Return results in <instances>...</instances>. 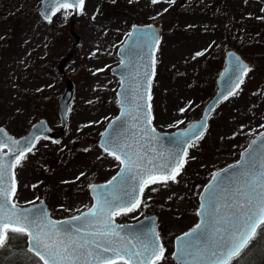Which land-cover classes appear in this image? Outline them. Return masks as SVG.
I'll list each match as a JSON object with an SVG mask.
<instances>
[{
    "label": "rangeland",
    "instance_id": "obj_1",
    "mask_svg": "<svg viewBox=\"0 0 264 264\" xmlns=\"http://www.w3.org/2000/svg\"><path fill=\"white\" fill-rule=\"evenodd\" d=\"M40 4L0 0V127L21 136L45 118L58 129L66 79L75 83L63 138L41 139L16 172V202L26 205L46 195L57 217L83 210L89 200L87 185L119 168V162L97 145L119 112L120 80L111 68L121 62L117 50L133 25L162 27L150 100L154 125L161 132L200 117L215 94L226 50H237L251 62L237 94L217 108L208 132L188 151L176 182L150 184L138 209L116 216L118 223H126L159 211L160 228L174 231L164 244L160 264H176L171 242L197 224L195 197L215 171L235 162L250 140L264 132V0H85L83 13L75 19L80 43L64 75L56 67L71 51L73 11L61 9L49 22L38 14ZM198 52L204 54L196 56ZM181 108L187 110L181 113ZM231 264H264V226Z\"/></svg>",
    "mask_w": 264,
    "mask_h": 264
},
{
    "label": "snow or ice",
    "instance_id": "obj_2",
    "mask_svg": "<svg viewBox=\"0 0 264 264\" xmlns=\"http://www.w3.org/2000/svg\"><path fill=\"white\" fill-rule=\"evenodd\" d=\"M151 2L156 4L161 0ZM166 2L175 3V0ZM84 4L85 0H55L56 11L76 8L83 13ZM48 19L51 22V18ZM127 35L132 38L133 33L129 32ZM137 40L148 47L158 46L154 34H141ZM149 41L154 43L150 44ZM203 54L198 52L196 56ZM155 63L153 55L152 71L149 72L147 68L143 72L137 71L136 76L139 79L132 89L131 102L134 109L138 110L133 118L137 123L144 125V135L152 139L155 138V129L149 127L150 92ZM248 71L250 69L243 67L237 59L231 70L232 75L236 77V84L223 94L224 100L237 94L240 84L244 82L242 77ZM121 83L124 86V82ZM127 99L125 95V100ZM118 103L123 111L115 118L116 122H119L122 116L129 115L132 110L124 101ZM186 110L181 108L179 111L183 113ZM180 123L183 121L176 122L177 125ZM109 127H113V124ZM205 130L206 124H197L175 138L173 143L186 146L183 152L173 150L169 156L160 153L151 158L147 157L151 149L145 150L142 155L139 149L126 144L123 133H109L101 147L119 162V171L105 185L100 186L96 196L97 203L86 212L67 221H53L43 209H20L12 202L16 192L14 168L20 166L27 154L35 148L33 141L37 137L34 136L32 140L26 138L23 142H6L2 135L4 130L0 128V248L7 246L10 234H21L27 237L28 252L33 253L42 264H160L165 259V249L158 243V234L150 230L144 233L143 237H121L113 227L110 217L138 209L142 204L144 190L150 184L176 182V177L186 163L187 147H192L194 140L202 138ZM256 144L257 141L254 140L252 145ZM6 148L9 149L8 152L4 151ZM4 157H9L13 162L5 163ZM241 169L239 178L242 183L228 198L227 203H221L225 199L221 195L223 189L217 191L216 186L206 189L209 193L206 218L197 223L190 232L178 238L181 241L178 258L182 260V264H188L187 257H191L196 264H231L232 259L239 257L258 236V229L264 226V133H261L259 146H250V151H246ZM213 179L217 177L214 176ZM6 180L9 183H6ZM95 187L93 186V190ZM152 191L157 189L153 188ZM74 222L79 224L74 225ZM90 228L95 230L89 231ZM133 240L136 242L133 243Z\"/></svg>",
    "mask_w": 264,
    "mask_h": 264
},
{
    "label": "water",
    "instance_id": "obj_3",
    "mask_svg": "<svg viewBox=\"0 0 264 264\" xmlns=\"http://www.w3.org/2000/svg\"><path fill=\"white\" fill-rule=\"evenodd\" d=\"M46 9L48 11H46ZM55 12H56L55 0L41 1L39 7V14L43 19L49 20L48 17L52 18L53 13ZM79 14H80L79 10L74 8L73 16L70 19V33L74 37V41L71 51L67 54V56L62 58L57 64V71L60 74L65 73L64 69L73 56L72 53L73 49L80 43V36L76 30L75 19H74V17L78 16ZM131 32L133 33L132 38L127 37L125 42L120 46L118 50V56L121 59V64L112 68V73L114 75H117L120 78L121 82L122 81L124 82V86H122L121 83L117 92V93H121V95L119 96L117 95L118 101H124L125 105L132 110L130 111L129 115L122 116L119 122L115 121L116 117L110 121L107 128L102 134L100 145L104 142V140L107 138L109 133H113V134L123 133L124 134L123 139L126 142V144H131L133 148L139 149L142 155L145 153V150L151 149V151H148L147 153L148 158L159 155L160 153H163L164 156H169L173 150H179L180 152H183L186 146L185 145L178 146L172 141L175 138L180 137L181 133L185 132L186 130L192 129L193 126L197 124H206V129H207L211 115L217 109L218 105L224 101V99L222 98L223 94L227 93L228 90L233 88L236 84V77L233 76L231 72L233 64L236 62L237 59L243 67L249 68L250 64L246 60H244L241 57V55L238 54L236 51L232 49L227 50L225 54L224 69L217 79V89L215 95L203 108L201 117L197 120H193L186 127L177 129L174 132L158 131L153 126V122H152L153 113L151 108V113H150L151 125L149 127L155 129V138L152 139L144 135L143 133L144 125L142 123H137V121L133 118L137 115L138 110H135L134 105L131 103L133 100L132 89L133 87H135L136 80L139 79V77L136 76L137 71L143 72L145 68H147L149 72L152 71V65H151L152 57L153 55L155 57L158 48V46L152 48L142 44L139 40H137V37L140 36L141 34H154V37L155 39L158 40V45H159L161 27L156 25H135L132 28ZM149 43L150 44L154 43V41H149ZM226 69H228L227 72L225 71ZM153 77H152V81H153ZM244 77L245 75L242 78L244 79ZM152 81H151V89H152ZM75 91H76L75 83L72 80H68L66 84V88L59 100L61 127L58 131L51 129L47 121L45 119H41L31 127L29 132H27L26 134L20 137H15L14 135L10 134L6 128L0 127L4 130V134H2L3 138L6 140V142L9 140H18L23 142L26 138L28 140H32V138L35 136L37 137V139L33 141L34 143H36V141L40 137H49L51 139L59 138L60 134L63 133L67 128L68 114L70 111L71 103L75 95ZM125 95H127L128 97L127 100H125ZM118 105L121 108V111L118 115L120 116L123 109L120 103H118ZM209 109H211V111H209ZM140 115L142 116L143 113H140ZM110 124H113V127H109ZM205 131L203 132V134L205 133ZM133 134H135V136H133ZM254 140L257 141L256 145H252V142ZM260 143H261V133L256 137H254L249 142L247 147L241 152V156L238 161L222 168L221 170L217 171L214 174V176L217 177V179L215 180L213 178L211 179V181L206 185L200 197L201 205H204V207H201L198 212L199 223L206 218V213L208 212L209 193L206 191V189H208L210 186H216L217 191L223 189L221 195L225 199L222 200L221 203L222 204L227 203L228 198L231 197L233 193H235L238 185L242 183V181L239 178V173L242 170L241 165L244 162L246 151H250V146L252 148L258 147ZM141 145L143 147H141ZM9 147H11L10 143H9ZM8 150L9 149L6 148L4 151L8 152ZM4 161L7 164H11L13 162L11 159H9V157H4ZM258 166H259V161H258ZM6 183H9V181L6 180ZM106 183L93 184L91 186L90 189L94 197V204L97 203L96 196L97 193L100 191V186L105 185ZM93 186H96L95 190H93ZM34 207L40 208L39 205H32L28 207L18 206V208L20 209H32ZM110 219L112 221L113 227L119 233V235L127 239H131L132 237L135 236L143 237V234L149 232L150 230L155 234H158L156 216H147L135 223H126V224H117L114 220V215L111 216ZM67 220H70V218L61 221H67ZM78 224L79 222H74V225H78ZM88 230L93 231L95 230V228H90ZM181 237H183V234L178 238ZM178 238L176 239V243H175L174 259L176 262L182 264V260L178 258L179 257L178 249L181 247V241ZM135 242L136 241L133 240V243ZM158 243L162 245L160 238ZM187 261L188 264H196V261H194L191 257H187Z\"/></svg>",
    "mask_w": 264,
    "mask_h": 264
},
{
    "label": "flooded vegetation",
    "instance_id": "obj_4",
    "mask_svg": "<svg viewBox=\"0 0 264 264\" xmlns=\"http://www.w3.org/2000/svg\"><path fill=\"white\" fill-rule=\"evenodd\" d=\"M138 25H143V24H138ZM134 26V25H133ZM132 26V27H133ZM240 35H243V32L242 31H240ZM237 51V50H236ZM226 52V51H225ZM239 52V51H238ZM240 53V52H239ZM241 54V53H240ZM117 55H118V50H117ZM242 55V54H241ZM243 56V55H242ZM244 57V56H243ZM251 63V62H250ZM252 66V65H251ZM247 76V75H246ZM245 79H246V77H245ZM244 79V80H245ZM68 81V79H66V82ZM243 84V83H242ZM60 99V98H59ZM117 105H118V98H117ZM118 107H119V105H118ZM119 112H120V107H119ZM119 112H118V114H119ZM59 113V118H60V112H58ZM117 114V115H118ZM153 124H154V122H153ZM60 126H61V118H60ZM155 126V125H154ZM156 127V126H155ZM60 128V127H59ZM58 128V129H59ZM54 129V128H53ZM58 129H55V130H58ZM156 129L157 130H159L157 127H156ZM105 130V129H104ZM104 130H103V132H104ZM160 131V130H159ZM65 132H66V130H65ZM65 132H63L62 134H61V136L59 137V138H57V139H49V138H41V139H47V140H50V141H60L62 138H63V136H64V134H65ZM103 132L101 133V135H100V138L98 139V145L97 146H99V142H100V140H101V137H102V134H103ZM205 135H203L202 136V138H200V139H196L195 141H194V143H196V142H200L202 139H203V137H204ZM41 139H39L38 140V142L41 140ZM38 142H37V144H38ZM193 143V144H194ZM36 144V145H37ZM36 145H35V147H36ZM99 148H100V146H99ZM101 149V148H100ZM34 150H35V148H33V150H32V152L31 153H28L27 154V158L25 159V160H28L32 155H33V152H34ZM102 150V149H101ZM102 151H104V150H102ZM105 152V151H104ZM24 161V160H23ZM23 161L21 162V166H22V168H23ZM36 161H39L38 159L36 160ZM40 163H42L41 161H39ZM18 166H16L15 168H14V173H15V179H16V192H15V195L12 197V201H13V203H15L17 206H20V207H28V206H32V205H39L40 206V209H43V210H45L46 212H47V214H48V217H49V219H51V220H54V221H61V220H64V219H69V218H71V217H73V216H79L81 213H84V212H86L89 208H91L93 205H94V197H93V195H92V193H91V186L93 185V184H98V183H104V182H106V181H108L109 179H111V177L112 176H114L118 171H119V168L117 169V171L114 173V174H112V175H110L108 178H106V179H103V180H99L98 178H96L95 179V181H91L90 183H89V185H87V188H86V190L88 191V195H89V200H88V205L83 209V210H81V211H78V212H75V213H71V214H62V216L61 217H57V216H55L54 215V211H53V209H52V207H51V203H50V201H49V199H48V197L45 195V196H41V197H38L35 201H33L34 203H28V204H26V205H20V204H18L17 202H16V200H15V196H16V194H17V192H18V190H19V184H18V181H17V171H18ZM214 174V173H213ZM208 176L209 175H207L206 176V178H208ZM206 178H205V180H206ZM211 179V178H210ZM210 179L208 180V181H206L207 183L210 181ZM206 183V184H207ZM206 184H204V186L202 187V189H201V191H200V193L197 195V197H195V200H194V204L195 205H197L195 208L196 209H198L197 210V218H198V221H199V215H198V212H199V210H200V208H201V201H200V196H201V192L203 191V189H204V187L206 186ZM146 189V188H145ZM145 191V190H144ZM143 196H144V193H143ZM143 196H142V198L141 199H143ZM175 214L178 216L179 215V213L178 212H175ZM148 215H157V217H158V234H159V237H160V239H161V241H162V243H163V247H165L164 246V244L165 243H167L166 241L169 239V237L170 238H172L173 236H174V231L173 230H171V229H168V230H162L161 228H160V213H159V211H150L149 213H147V215H145V216H148ZM116 216L117 215H115L114 216V218H115V220H116ZM145 216H143V217H145ZM143 217H141V218H143ZM140 218V219H141ZM139 220V219H138ZM117 222V221H116ZM126 223H128V222H126ZM198 223V222H197ZM192 229V228H191ZM191 229H189V230H191ZM189 230H186V231H183V232H181L180 234H178V235H176L175 237H174V239H173V241L171 242L172 243V246H173V252H174V249H175V240H176V238L178 237V236H180L181 234H183V233H185V232H187V231H189ZM163 232V233H162ZM27 248H28V244H27V237L26 236H24V235H21V234H10V241H9V243L7 244V246L6 247H3V248H0V264H2V263H4L6 260H15L16 262H17V264H21V263H23V264H42V262L41 261H39V259L37 258V257H35L34 256V254L33 253H30V252H28V250H27ZM172 258H173V253H172ZM173 261H174V259H173ZM176 263V262H175ZM120 264H122V262H120ZM177 264V263H176Z\"/></svg>",
    "mask_w": 264,
    "mask_h": 264
}]
</instances>
